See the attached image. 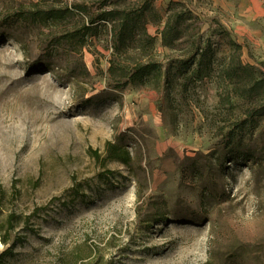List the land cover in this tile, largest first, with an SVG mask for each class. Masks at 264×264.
<instances>
[{
  "label": "rangeland",
  "instance_id": "374dc122",
  "mask_svg": "<svg viewBox=\"0 0 264 264\" xmlns=\"http://www.w3.org/2000/svg\"><path fill=\"white\" fill-rule=\"evenodd\" d=\"M237 2L0 0V232L49 208L19 258L264 264V17Z\"/></svg>",
  "mask_w": 264,
  "mask_h": 264
},
{
  "label": "trees",
  "instance_id": "16d2710c",
  "mask_svg": "<svg viewBox=\"0 0 264 264\" xmlns=\"http://www.w3.org/2000/svg\"><path fill=\"white\" fill-rule=\"evenodd\" d=\"M113 15L115 17L116 15H121V19L119 20L120 26L116 30H114V36L118 42H124L127 34L131 35L134 30V20L135 18L131 17V14L128 12H108L106 14ZM106 15L101 16L102 19H108ZM178 21L175 20V23ZM157 66L159 64H155L153 62H148L147 64H140L139 62L134 66L135 68L132 69V76H137L139 79H144L149 75L153 70L158 69ZM159 71V69H158ZM131 76V77H132ZM167 69H165L163 74V83H166L167 80ZM129 83V81H126V85ZM108 147H110L109 153L107 155L108 159L116 160L122 163L123 165H127L131 161V156L127 150H116V147L108 143L107 144V152ZM49 209L48 206H42V207H35L33 211L25 216L22 215H16L14 213H10L3 221V226H5V232L2 234L0 232V241L5 245V249L0 252V264H38L37 260L33 259H27L24 255L19 258L18 253L16 252V248L18 246L23 245V241H20V238L18 236L10 237L9 230L13 227V223H19L20 220L24 219L25 222L29 220V218L36 216L39 212ZM24 217V218H22ZM31 233L35 234L37 231L34 228H31L29 230ZM37 235V234H36ZM47 241V239H45ZM57 258L53 262V264H76L77 260L74 258H67L68 256H65L62 252V250H57ZM68 259V260H67Z\"/></svg>",
  "mask_w": 264,
  "mask_h": 264
},
{
  "label": "crops",
  "instance_id": "0c3cea01",
  "mask_svg": "<svg viewBox=\"0 0 264 264\" xmlns=\"http://www.w3.org/2000/svg\"><path fill=\"white\" fill-rule=\"evenodd\" d=\"M237 4L239 7V12L235 17V23H238L237 27L250 24L253 28H258L259 18L264 17V0H238Z\"/></svg>",
  "mask_w": 264,
  "mask_h": 264
}]
</instances>
